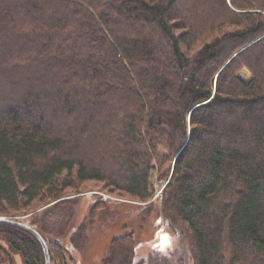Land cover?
Instances as JSON below:
<instances>
[{
	"label": "trees",
	"instance_id": "trees-1",
	"mask_svg": "<svg viewBox=\"0 0 264 264\" xmlns=\"http://www.w3.org/2000/svg\"><path fill=\"white\" fill-rule=\"evenodd\" d=\"M89 181L177 244L143 258L115 238L102 264H264V0H0V214L55 202L31 225L63 260L58 240L84 251L105 206L71 234L66 189ZM0 240L46 264L26 229Z\"/></svg>",
	"mask_w": 264,
	"mask_h": 264
},
{
	"label": "rangeland",
	"instance_id": "rangeland-1",
	"mask_svg": "<svg viewBox=\"0 0 264 264\" xmlns=\"http://www.w3.org/2000/svg\"><path fill=\"white\" fill-rule=\"evenodd\" d=\"M198 49L199 46L194 47L189 54H195ZM239 76L245 83H249L253 78L247 69L242 70ZM188 129L190 136V124ZM66 193L67 198H77L80 201L78 215L71 234L81 225V222L87 219L90 210L95 204L105 202V206L97 214L95 229L89 233L90 240L87 243L86 249L82 252L76 251L69 243L71 235L70 237L67 236L58 240L63 248H65L63 260L60 259L61 257L56 252H53L51 247H48L51 255V264H102L103 260L109 255L111 242L115 238L127 235L134 236L138 256L143 258L149 255L155 257L163 256L164 253H168L177 246L175 237L167 229L159 227L158 215L154 212L149 216L145 212L144 205L147 203L137 202L127 193L117 190L111 192L107 186L105 187L104 183L95 181L77 183L75 189H66ZM161 194L155 196L150 202L158 201ZM54 203L49 202L43 205L36 202L32 206L31 213H19L9 216L0 214V217L16 220L33 227L31 225L33 215ZM4 251L10 253L6 244L0 240V264L3 261H5V264L9 263ZM157 251L162 253L156 254ZM9 257L13 260V264H23L22 258L19 255L10 253Z\"/></svg>",
	"mask_w": 264,
	"mask_h": 264
},
{
	"label": "water",
	"instance_id": "water-1",
	"mask_svg": "<svg viewBox=\"0 0 264 264\" xmlns=\"http://www.w3.org/2000/svg\"><path fill=\"white\" fill-rule=\"evenodd\" d=\"M239 78H240V76H239ZM192 109H191V111H192ZM191 111L189 113V124H190ZM165 186L158 191L156 196H159L163 192ZM1 223H7V224H12V225H15V226H19V227H22V228L26 229L27 231L31 232L32 234H34L37 237V239L40 241V243H41V245L43 247L44 254H45V259H46V264H51V255H50V250L48 248V245H47L45 239L43 238V236L34 227H31V226H29V225H27L25 223H22V222H19V221H16V220L8 219L6 217H0V224Z\"/></svg>",
	"mask_w": 264,
	"mask_h": 264
}]
</instances>
